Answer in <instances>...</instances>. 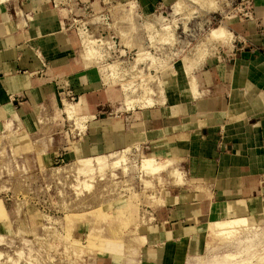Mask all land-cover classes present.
Segmentation results:
<instances>
[{"label": "rangeland", "instance_id": "1", "mask_svg": "<svg viewBox=\"0 0 264 264\" xmlns=\"http://www.w3.org/2000/svg\"><path fill=\"white\" fill-rule=\"evenodd\" d=\"M243 1L208 0L199 5L194 0H90L86 4L61 0L64 7L70 3L67 16L78 36L75 51L83 66L57 77L53 95L48 94L37 105L29 104L27 115L12 122L10 130L2 126L4 116L0 119V264H264V243L258 237L251 243L246 237L239 244L236 239L225 243L206 228L194 240L181 243L171 237L164 248H154L153 244L159 246L156 240L163 230L160 198L170 187L182 185L168 175L173 167L144 176V182L137 165L142 156H175L178 164L173 165L183 171L182 159L177 150L162 151L155 142L134 145L127 128L135 111L169 104L166 79L172 84L180 79L168 78L166 71L184 58H192L194 48L210 29L232 18L228 27L237 35V22L245 13L254 14ZM148 23L153 28L148 29ZM163 23L172 27L168 39L161 38L168 31L162 30ZM88 40L94 42L95 60L86 65L79 49ZM230 51L219 47L207 60ZM139 53L147 56L138 60ZM39 59L46 69L47 62ZM113 62L119 63L116 70L110 69ZM193 72L197 78V70ZM175 73L173 68L169 70V75ZM91 91H102L101 98L107 99L95 118L87 116L83 101V95ZM64 101L73 104L76 116L90 117L84 130L76 127L75 119H68ZM124 147L133 148L126 153L127 174L107 169L102 176L95 173L91 180L77 174L79 156ZM168 227L173 228L167 225L166 230ZM244 231L239 236L247 235ZM167 243L172 245L171 258L162 262ZM248 245L252 247L247 249ZM226 253L231 256L223 259ZM150 260L154 261L148 263Z\"/></svg>", "mask_w": 264, "mask_h": 264}, {"label": "crops", "instance_id": "2", "mask_svg": "<svg viewBox=\"0 0 264 264\" xmlns=\"http://www.w3.org/2000/svg\"><path fill=\"white\" fill-rule=\"evenodd\" d=\"M243 2L254 14L237 22L238 39L230 52L208 59L197 70L201 97L178 109L168 104L135 111L127 126L134 145L155 142L162 151L177 150L187 180L185 187L164 192L163 230L159 240L154 238L159 242L154 248H164L171 237L181 243L196 239L205 231L213 201H223L228 214L259 213L264 207V0ZM61 4L16 0L0 6V119L14 105L18 116H26L29 104L53 95L57 77L82 68L75 51L78 36L67 16L70 3ZM39 57L47 62L46 69ZM102 94L83 95L87 116L101 112L107 100ZM241 99L248 108L229 114L230 105ZM99 138L102 147V133ZM167 225L173 228L166 230Z\"/></svg>", "mask_w": 264, "mask_h": 264}, {"label": "bare ground", "instance_id": "3", "mask_svg": "<svg viewBox=\"0 0 264 264\" xmlns=\"http://www.w3.org/2000/svg\"><path fill=\"white\" fill-rule=\"evenodd\" d=\"M6 1H8V0H0V6L4 5L6 3ZM195 1L198 2V4H199V2L202 3V2L208 1V0H204V1L203 0H194V2ZM199 5H201V4H199ZM174 7H177V6L175 5ZM190 16H192V15H190ZM152 18H154V16ZM152 18H150V19H152ZM147 20H148V18H147ZM187 20H188V18H187ZM232 21H233L232 18H226V21H224V23L218 25L215 28L210 29L206 33V35L204 36L202 42L196 48H194V55L192 56V58H188V57L184 58L183 61H181L180 63L175 64L171 67L176 71V73L174 75H169V70L171 68H168L169 70L166 71V75H168V78L172 77L174 79H180L179 81L175 80L176 83H174V84L167 82V79H166V82H165L166 88L165 89H166V92L168 95L167 101L170 105L181 106V105H184L186 102L195 101L201 97L202 91L199 89V84H198L197 78L194 77L193 71L198 70L201 67V65L204 62H206L207 57L212 56L214 54V51H216L219 47H226V49H229V50L231 49V46H232L234 39H235V34L231 30H229L228 26L232 25V23H233ZM152 25H153L152 23H148L147 28L148 29L151 28ZM183 26H185L187 28V25H183ZM185 27H184V29H186ZM165 28H167L168 31L165 34L164 33L162 34V37H161L162 39H163V37L167 38L168 37L167 33H170L169 32L170 29L172 30L171 25L163 23L162 24V30ZM157 29H158V27H157ZM85 42H87V41H85ZM90 42L91 43H89V40H88V42L85 45H82V47H80V49H79L80 57L83 59V62L86 65H89L91 63L92 58H94V55H95L94 53H92V50H91V49H93L92 48V46H93L92 42L93 41H90ZM221 52H223V51H221ZM146 54L145 53H142V54L139 53L137 55L139 58L138 60L142 59L140 57H142V55H146ZM190 55H191V53H190ZM89 59H90V61H89ZM94 60H95V58H94ZM109 64L108 65L110 66V69H115V67L118 66L119 63L113 62V63H109ZM116 69H117V67H116ZM115 73H116V71H115ZM136 77H138V76H136ZM132 83H134V82H132ZM150 89L149 90L145 89V90L150 92ZM261 93H263V92H261ZM256 95H258V94H256ZM142 97H144V96H142ZM241 100H242V105H240L239 103L231 104L229 110H232V111L233 110H240L242 107L244 108L245 106L247 107L249 105L248 102H245L243 99H241ZM163 101L161 99L160 102H163ZM132 102H133V100H132ZM132 102L130 100L129 103H132ZM149 102H150V100H149ZM147 105L149 106V104H147ZM151 105H152V103L150 104V106ZM63 106H64V110L69 115L68 119H75V121H76L75 124L77 125L76 127L79 128L81 131L84 130V128L87 127L86 121L89 120L90 117H84V116L78 117V116H76V112H75V109L73 107V104H70V103H67L64 101ZM15 120L20 121V117L18 116L17 112H15L13 110H9L6 113V115H4L3 120L1 122L3 128L6 130H10V128L12 127V122H15ZM131 148L130 147H124V148H121L119 150L109 151L108 153L95 155V156H91V157L79 156V158L77 157L78 159L75 161L76 165L79 166V168H78L79 170L77 169L79 173H77V174H80L83 179L86 177V179H88V180L93 179V176L95 173H98L101 176L104 175V172L107 169H109V170L121 169L122 172L127 174L129 171L128 162H127L129 158L127 157L126 153L128 150L130 151ZM137 150H139V149H137ZM177 158L175 156H170V157L169 156L155 157L153 155L142 156V158L139 160V163L137 165L138 166L137 168H139V173L142 177V178L141 177L140 178L144 182H146V179L144 178V176L155 175V174H158V173L163 172V171H168L170 169V167L171 168L173 167L171 170H169L167 172L168 175L171 178L173 177V181L175 184H177V185L179 184V185L183 186V184L187 183L184 171L180 170L178 165H176L177 166L176 167L173 165L174 163H172V162H175L178 164ZM77 166H76V168H77ZM113 175H114V177L116 176L115 174H112V176ZM77 176H79V175H77ZM87 177H89V178H87ZM142 180H140V181H142ZM147 182H149V181H147ZM148 184H146V185L148 187H150L151 184L150 183H148ZM84 185L86 186L87 184H84ZM89 188H90V186H89ZM156 199L161 201L160 199H162V198H160V199L156 198ZM263 222H264V207L261 210V212H259V213H250V214H245V215L228 214L226 212V206H225V203L223 201H213L209 205V215H208V220H207V223L205 225V228L207 229V233L214 234L215 238L221 240L222 242L224 241L225 243H233V240L236 239L235 243L239 244L242 241V239H245V237H246V240H248V242L250 241V243L252 241V238H254V237H258L260 242L262 241L261 243H264V232H263V227H262ZM258 228L261 229L260 233H259V231H257ZM242 230H246L244 232L247 235L239 236L240 234H242L241 233ZM141 239L142 238H140V240L139 239L138 240L141 241ZM250 247H252V245H248L246 248L249 249ZM171 252H172V245L170 243H167L164 258H163L162 262H164V260H168V259L170 260ZM230 256L231 255L229 253H226L223 255V259L229 258ZM262 259L264 260V256L262 257ZM260 264H262V263H260Z\"/></svg>", "mask_w": 264, "mask_h": 264}, {"label": "built area", "instance_id": "4", "mask_svg": "<svg viewBox=\"0 0 264 264\" xmlns=\"http://www.w3.org/2000/svg\"><path fill=\"white\" fill-rule=\"evenodd\" d=\"M248 13H245L244 16L247 17V18H250L251 17V13L250 15H247Z\"/></svg>", "mask_w": 264, "mask_h": 264}]
</instances>
